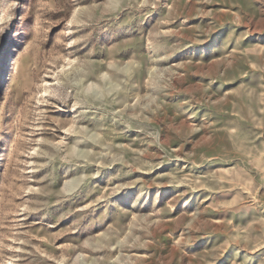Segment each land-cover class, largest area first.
I'll return each mask as SVG.
<instances>
[{"label":"rangeland","instance_id":"obj_1","mask_svg":"<svg viewBox=\"0 0 264 264\" xmlns=\"http://www.w3.org/2000/svg\"><path fill=\"white\" fill-rule=\"evenodd\" d=\"M0 264H264V0H0Z\"/></svg>","mask_w":264,"mask_h":264},{"label":"bare ground","instance_id":"obj_2","mask_svg":"<svg viewBox=\"0 0 264 264\" xmlns=\"http://www.w3.org/2000/svg\"><path fill=\"white\" fill-rule=\"evenodd\" d=\"M215 51V50H214Z\"/></svg>","mask_w":264,"mask_h":264}]
</instances>
